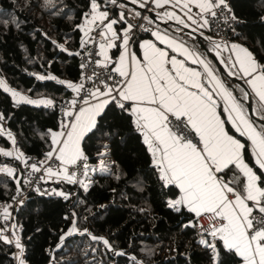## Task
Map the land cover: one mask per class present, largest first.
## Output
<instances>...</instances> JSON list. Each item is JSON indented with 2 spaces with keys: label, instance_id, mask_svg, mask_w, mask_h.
Returning <instances> with one entry per match:
<instances>
[{
  "label": "trees",
  "instance_id": "1",
  "mask_svg": "<svg viewBox=\"0 0 264 264\" xmlns=\"http://www.w3.org/2000/svg\"><path fill=\"white\" fill-rule=\"evenodd\" d=\"M98 1L105 2L101 4L105 9L113 4L111 0ZM228 3L241 20L233 41L248 48L264 65V0ZM137 7L138 3H119L111 19H119L120 9L139 11ZM86 14L87 18L92 14L90 0H0V81L34 100H60L70 95L72 89L68 85L81 74L77 52ZM148 20L158 24L149 14ZM115 26L117 30L126 27L125 23ZM174 26L167 24L182 41L210 60L239 97L235 86H242L223 73L200 40L189 32L179 34ZM145 36L134 38L136 49ZM203 41L208 49H214L209 41ZM117 54L115 49L113 55ZM215 54L220 62L230 56L228 52L222 57ZM39 76L45 79L40 80ZM245 111L259 126L260 121L250 116L247 104ZM0 115L4 117L0 125L12 134L22 153L43 157L54 148L52 133L60 127L56 108L16 103L11 93L0 86ZM239 136L247 149L245 159L252 166L250 143ZM12 145L4 132L0 134V148L8 150ZM106 146L110 148L112 164L95 176L89 188L56 182L54 185L65 195L33 194L16 211L14 223L20 227L28 264H242L241 258L234 251L228 252L222 241L209 233L198 234L192 213L169 207L168 202L180 196L179 189L163 186L159 168L134 115L111 103L98 116L93 131L84 136L82 150L91 163H97ZM0 165L15 166L13 177L0 174L2 213L19 187L20 170L12 157L0 155ZM73 225L75 232H71ZM202 239L216 244L219 256L215 260V254L200 243ZM15 252L14 244L0 242V264H17Z\"/></svg>",
  "mask_w": 264,
  "mask_h": 264
},
{
  "label": "snow or ice",
  "instance_id": "2",
  "mask_svg": "<svg viewBox=\"0 0 264 264\" xmlns=\"http://www.w3.org/2000/svg\"><path fill=\"white\" fill-rule=\"evenodd\" d=\"M111 2L116 4L117 0ZM131 2L135 4L137 0ZM172 2L173 0H164V4ZM191 3H195L200 9L201 28L209 27V19L203 13L215 18L218 15L217 9L221 11L227 9L226 0H185L183 4L181 0H174L173 7L180 6L186 9L185 14L192 23L197 21L192 19L189 7ZM90 6L95 13L93 21L97 17L101 21L107 20L105 25L107 32L116 36L113 26L126 22L125 14L119 13L118 20L109 19L108 12L100 10L97 0H90ZM144 6V3L140 4V7ZM157 6H161L159 0ZM165 15L177 25L184 28L191 27L174 12ZM133 27L132 24L126 25L122 37L125 47L129 43V33ZM153 35L158 36L157 33ZM158 38L164 40L162 36ZM167 43L173 50H179L186 59L191 58L193 63L203 66L204 75L211 88L201 82L202 74L199 71L185 67L184 61H178L175 57L169 59L166 51L157 48L151 42H145L141 45L145 49L143 66H140L135 55H131V64L135 67L125 71L123 67L125 56L122 55L121 67H114V71L123 78V84L114 80L113 85L109 86L103 81L104 90L98 88L90 93L97 99L101 96L107 99L94 107L80 108L79 114L75 115L73 121L66 126L71 130L61 134L66 136L59 142L61 146L50 150L46 158L53 159V153L58 152L59 155L55 159L66 165L77 164L84 158L78 146L79 141L96 127L93 118L109 103L114 107L118 106L121 110L129 111L136 116V125L143 134L144 142L157 158L156 166L160 170L159 179L164 182L163 186H176L182 193L179 199L168 202L169 207L180 211V206H185L196 216L209 214L210 219L219 221L218 226L215 222L211 225L209 234L213 238L218 237L228 252L234 251L242 259L243 264H264V65L255 62L251 53L243 48L235 53L234 60L232 56L227 60H221L228 76L244 80L252 89L249 92L243 87L235 86L240 93L237 97L233 94V90H230L233 86L222 81L215 74L210 63L201 59L196 52L188 50L174 40H168ZM103 47L104 45H101L102 49ZM215 47L220 48V45ZM238 47L233 44L229 51H234ZM97 63L99 64V61ZM169 63L171 69L166 67ZM38 79L44 80L45 77L39 76ZM2 85L3 82L0 81V86ZM68 87L79 91L75 85L69 84ZM5 91L8 89L5 88ZM217 94L225 100L224 111L228 113V119L236 126L241 136H246L251 141L254 157L252 166L244 160V153L247 151L245 144L228 135L224 130V122L216 113L217 102L214 97ZM11 95L16 98V103L23 101L29 104H52L51 100L27 99L16 91H12ZM71 103L75 104V101ZM252 103H255L253 115L258 117L259 126L245 111L246 104L251 106ZM67 115L73 116V113L68 112ZM3 119L4 117L0 115V120ZM3 132L4 129L0 126V134ZM192 133H195V137L189 138ZM7 135L15 144L12 134L8 132ZM56 135L52 133L53 144L57 143ZM0 155L12 157L13 152L0 149ZM39 164L42 165L43 162ZM30 167L34 172L41 171L38 164H32ZM47 171L49 175L55 174L51 167ZM0 174L13 177L14 169L4 166L0 168ZM65 174L66 179L75 182L74 174H67L66 169ZM60 195L65 194L60 193ZM3 216L5 219L8 218L7 208ZM4 231L5 229L0 227V233ZM75 231L73 225L71 232ZM93 239L99 238L93 237ZM0 242L15 243L18 250L16 259L19 264H25L19 238L14 242L10 236L0 235ZM103 242L108 244L107 240ZM200 243L215 254L214 260L219 256L215 243L203 239Z\"/></svg>",
  "mask_w": 264,
  "mask_h": 264
},
{
  "label": "built area",
  "instance_id": "3",
  "mask_svg": "<svg viewBox=\"0 0 264 264\" xmlns=\"http://www.w3.org/2000/svg\"><path fill=\"white\" fill-rule=\"evenodd\" d=\"M145 4L140 15H136L134 11L128 9H120V13L123 12L126 17L125 25L132 24L134 27L129 33V45L132 46L133 40L138 35H145L155 30V25L149 22L148 13L152 0H142ZM120 1L116 4L108 6V17L112 18L114 10L119 6ZM227 9L221 11L217 9V17L213 18L208 13L203 15L209 19V27H204L205 31L212 37L221 40L223 42H231L238 34V25L241 24V20L235 17L231 7L229 6L228 0H226ZM93 12V11H92ZM147 16V17H146ZM234 17V19L232 18ZM157 19V18H156ZM200 21L202 22L201 18ZM125 32V30H124ZM123 32V36H124ZM103 33V34H102ZM122 36V35H121ZM119 35L117 40L121 38ZM106 44V33L105 24H98V26L88 35L83 36L81 48L77 52V56L80 62L81 74L76 81L70 84L75 85L79 88H72L70 95L60 100H52V104L48 106L56 108L59 112L61 133H66L70 128L66 127L70 122L73 121L75 115H77L80 108L85 105L97 100L96 97H92L90 93L96 89H105L103 81L107 82V85L112 86L113 81H119L123 84V78H120L118 73L114 71V56L113 51L116 49V44L112 47V59L107 60L104 56V51L101 45ZM99 61V64L97 63ZM111 77V79H109ZM83 87H80V86ZM87 100V103H85ZM75 101V104L71 102ZM68 112H72L73 116L67 115ZM171 119V117H170ZM65 136H63L62 140ZM195 137V133L190 134L189 138ZM198 139V137L196 138ZM60 147V143L54 145V148ZM22 154V155H21ZM19 156V158H17ZM58 156V152L53 153V159H47V155L40 157L36 154L31 153H20L19 155H13L12 159L15 164L19 166V187L16 194L5 207L8 211V218L5 219L3 216L4 210L0 213V227L5 229L0 235H8L11 239H14L15 229V213L19 207L33 194L56 196L58 194V188L48 179L46 170L51 167L55 170L62 166V162L55 157ZM83 159L79 160L77 164L68 165V171L74 173L72 184H80L81 179L84 177L85 169L89 165L88 157L83 153ZM39 162H43L42 165ZM32 164H38L41 167V171L34 172L31 169ZM259 219V216L257 217ZM218 221H213L209 218V214L204 213L201 216H197L195 219V226L198 234L205 235L209 232L211 225ZM14 244V243H13ZM15 245V244H14ZM16 255V252H15Z\"/></svg>",
  "mask_w": 264,
  "mask_h": 264
},
{
  "label": "crops",
  "instance_id": "4",
  "mask_svg": "<svg viewBox=\"0 0 264 264\" xmlns=\"http://www.w3.org/2000/svg\"><path fill=\"white\" fill-rule=\"evenodd\" d=\"M185 2V0H181V4H183ZM144 3V2H143ZM159 3L161 6H157V0H152V3H151V6L149 8V11H151L154 15H155V18H157L160 22L158 24L155 25V30L153 32H150V33H147L145 37L141 38L139 41H138V47L137 49L135 48V46H130L129 43L128 45L125 47L124 43H123V32L125 30L126 27H124L122 30H117L116 26L114 25L113 26V31L117 33L116 36H113L111 32H107L106 28H105V33H106V44H104V47H103V51H104V56L107 57V60H111L112 59V47L114 44L118 45L116 46V49H118V54L116 56H114V67H121V64H120V57L122 55L125 56V60H124V64H123V67H124V70L125 71H130L132 70V68H134L135 66L131 64V55H135L137 61L140 62V66H143V61H144V51L145 49L141 47L142 44H144L145 42H151L153 43L157 48L159 49H162L164 51H166L168 53V58L170 59L171 57H175L178 61H184V64H185V67H189V68H193L197 71H199L202 75H201V82L205 84L206 87H209L211 88V84L208 83V79L207 77L204 75V69H203V66L200 65V64H195L192 62L191 58H188L186 59L185 56L179 51V50H173V48H171L167 41L168 40H174L177 44H182L185 48H187L188 50L190 51H194L196 52L201 59H203L205 62H208L210 63L211 67L215 70V74L222 80L225 82V80L223 79V77H221L218 72L216 71V69L212 66L210 60L206 57H204L199 51L195 50L192 46L188 45L187 43H185L184 41H182L177 35L178 34H175V31L174 29H171L169 27H167V24H173L175 25L174 28L175 30H177L178 28L181 29L178 33L181 34L183 31L184 32H189L192 36L194 37H197L196 34L204 39H206L207 41H209L213 48L214 49H210L214 54L215 52L217 54H219V56H223V54H225L226 52L230 53V56H232L233 60L235 59V53L239 52L240 51V48H243V49H246L249 53H251V56L253 58V60L255 62H257L258 64H260L257 59L254 57V55L252 54V52L246 48L244 45L236 42V41H231L229 43H226V42H223L221 40H218L214 37H212L211 35H209L204 28H201L199 25L202 23L200 21V18H201V14H200V9H198L195 5V3H191L189 5V7L191 8V13H192V19L196 20L197 23H192V20L188 19V17L186 16V9H183L182 7L180 6H177V7H173V3H174V0L172 3H168V4H164V0H159ZM140 5V4H139ZM102 10V8H101ZM107 11V9H105ZM93 11V10H92ZM103 11V10H102ZM108 12V11H107ZM168 12H174L177 16L181 17L182 19L185 20V22L187 24H189L191 27H188V28H184L183 26L181 25H177L176 22L174 20H169L167 15H165L166 13ZM95 15V13L92 12V18L93 16ZM148 20V19H147ZM101 20H99V18L97 17L94 21L92 19V21H88V22H85L84 24V35L83 36H86L88 35L89 33H91L97 26L98 24H107V20H104L103 22H100ZM149 21V20H148ZM150 22V21H149ZM193 29H195V31H193ZM153 33H157L158 36H162L164 37V40L162 41L161 39L158 38L157 35H153ZM196 33V34H195ZM121 36V38H119L117 40V37L118 36ZM197 39V38H196ZM111 44L112 46L111 47H108V45ZM238 45L239 47L234 50V51H229V48L231 45ZM215 45H220V48H216ZM228 46V47H226ZM241 55H243V53H241ZM228 56H224L223 59L224 60H227ZM261 65V64H260ZM166 67H168L169 69H171V65L170 63L166 65ZM248 88L250 91H252V89L250 88V86L247 84ZM72 89V88H71ZM14 90V89H13ZM193 91H195V89H191ZM231 90V89H230ZM22 94V93H21ZM234 95H236L234 92H233ZM22 96H24L22 94ZM237 96V95H236ZM25 97V96H24ZM107 99V97H99V99L95 100L94 102L92 103H89L87 105H85L83 108L84 109H88V108H91V107H94L96 104L100 103L101 101ZM214 99L216 100L217 102V107H216V113L217 115L219 116V118L224 122L223 126H224V130L228 133V135L230 136H233L234 138L240 140L242 143H243V140L241 139V137L239 136L240 135V132L237 131L236 129V126L228 119V113H226L224 111V108L226 107V103H225V100L221 98V96L219 94H217ZM41 100H53V99H50V98H42ZM106 108V107H105ZM104 108V109H105ZM104 109L101 110V113L104 111ZM100 113V114H101ZM79 114V111L77 113V115ZM99 114V115H100ZM247 114V112H246ZM95 116L93 119L96 123L97 121V118L98 116ZM134 115V114H133ZM249 117V116H248ZM134 118L136 120V116L134 115ZM227 123H229L233 129L236 131L237 134L231 132L228 128V125ZM71 129H69L70 131ZM4 133L7 135L6 131H4ZM57 135L55 137L57 143L54 144V145H57L60 141H62V138H63V135H61V131L58 130L55 132ZM87 134V133H86ZM85 134V135H86ZM84 135V136H85ZM8 136V135H7ZM84 136L82 137V139L79 141V149L81 150V152L83 153V150H82V142H83V138ZM13 137V136H12ZM245 137L247 140L248 138L246 136H243ZM66 138V136L64 137V139ZM10 139V138H9ZM12 141V139H10ZM249 143H250V146H251V141L248 140ZM61 146V145H60ZM148 146V145H147ZM149 148V147H148ZM13 152V155H19L20 153H22L18 148L17 146H14L12 145V147L10 148ZM251 149H252V146H251ZM150 152L152 153V150L149 148ZM59 155V153H58ZM153 155V153H152ZM158 155V154H157ZM154 161L157 165V158L156 156H154ZM244 160H245V163H248L245 159V156H244ZM112 164V163H111ZM111 164L109 165L108 169L110 168ZM70 165V164H68ZM68 165L66 164H63L62 163V166L55 169V170H52L53 173H55L54 175H49L48 174V171L46 170V173L48 175V179L53 182V183H56V182H60V181H66V182H69L71 183V181H69L68 179H66V174H65V169L67 171V174H72L71 172L68 171ZM0 167L2 168L3 166L0 165ZM107 169V170H108ZM20 170V169H19ZM160 171V170H159ZM20 175V173H19ZM161 175V173H160ZM178 188V187H177ZM179 189V188H178ZM61 189H59L58 191H60ZM180 191V189H179ZM182 196V193L180 191V196L177 198L179 199L180 197ZM231 198V197H230ZM176 200V199H174ZM180 208H184L188 211V209L185 207V206H180ZM192 213V212H190ZM194 215V219L197 217L194 213H192ZM217 226L219 225V221L216 223ZM211 231V228L209 230L208 233H210ZM210 235V234H209ZM211 236V235H210ZM212 237V236H211ZM213 238V237H212ZM214 239H218L217 238H214ZM242 260V259H241ZM243 264V262H242Z\"/></svg>",
  "mask_w": 264,
  "mask_h": 264
},
{
  "label": "rangeland",
  "instance_id": "5",
  "mask_svg": "<svg viewBox=\"0 0 264 264\" xmlns=\"http://www.w3.org/2000/svg\"><path fill=\"white\" fill-rule=\"evenodd\" d=\"M131 1V0H130ZM97 2L100 4V10L102 8V10H105V7H103L101 4H104V3H101L97 0ZM137 3L138 4H141L143 3L142 0H137ZM123 5V4H122ZM101 10V11H102ZM135 13H139V15L141 14L140 11H134ZM92 15V14H91ZM89 16L85 21L88 22V21H92V16ZM147 17V16H146ZM100 22H103V21H100ZM85 30V29H84ZM85 33V31H84ZM233 41V40H232ZM3 82V81H2ZM4 88H7L8 89V92L12 93V91H16V90H13L11 87H9L6 83L3 82V85H2ZM18 92L20 95L21 92L19 91H16ZM27 99H30L28 97H26ZM16 99V98H15ZM30 100H34V99H30ZM41 100V99H40ZM38 101V100H37ZM23 102V101H21ZM1 126V125H0ZM14 146H16L15 144H13ZM0 149H3L5 151H10L11 149H6V148H0ZM112 163V160H111V157H110V148L109 147H105L104 150L102 151V154H101V157L99 158L98 162L97 163H91L89 161V165L88 167L85 169V174H84V177L81 179L80 181V184L79 186L83 189H87L90 187V185L93 183L94 181V178L97 174H102L104 172L107 171L109 165ZM7 166V165H6ZM13 168H15V166H13ZM74 174V173H72ZM59 193H64L62 190L59 191ZM19 238V241L20 243L22 244L21 242V230H20V227L14 229V239L13 241L15 242V240ZM15 244V243H14ZM22 247H23V244H22ZM17 254H18V250L16 248V257H17ZM24 248H23V259L25 261V256H24ZM16 263L19 264L18 260L16 259ZM25 264H28L26 261H25Z\"/></svg>",
  "mask_w": 264,
  "mask_h": 264
},
{
  "label": "water",
  "instance_id": "6",
  "mask_svg": "<svg viewBox=\"0 0 264 264\" xmlns=\"http://www.w3.org/2000/svg\"><path fill=\"white\" fill-rule=\"evenodd\" d=\"M117 1H120L121 3H124V4H128V5H131V6H134V4L130 1V0H117ZM139 9V11L145 9L144 7H137ZM147 13L151 16V18L155 21H157L158 23L160 22L158 19L155 18V15L151 12V11H147ZM196 34V33H195ZM196 38L198 40H200V44L207 50V52L211 55V57L214 59L215 63L217 64V66L223 71V73L225 75H227V70L225 69L224 65L220 62V60L218 59V57L216 56V54H214L210 49L207 48V46L205 45L202 37H200V35L198 36L196 34ZM228 76V75H227ZM230 77V76H228ZM233 81L237 82L238 84H240L242 87H244L246 90H248L249 92H251L247 86V84L241 80V79H238L236 77H230ZM248 109H249V114L251 117H253L254 119L258 120V117L253 115V103L251 104V106L248 105Z\"/></svg>",
  "mask_w": 264,
  "mask_h": 264
},
{
  "label": "bare ground",
  "instance_id": "7",
  "mask_svg": "<svg viewBox=\"0 0 264 264\" xmlns=\"http://www.w3.org/2000/svg\"><path fill=\"white\" fill-rule=\"evenodd\" d=\"M32 96V95H31Z\"/></svg>",
  "mask_w": 264,
  "mask_h": 264
}]
</instances>
